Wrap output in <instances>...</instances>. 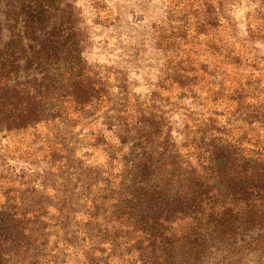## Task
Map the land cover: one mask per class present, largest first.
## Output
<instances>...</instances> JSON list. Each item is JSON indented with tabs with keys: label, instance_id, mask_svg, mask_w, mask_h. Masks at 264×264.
<instances>
[{
	"label": "trees",
	"instance_id": "16d2710c",
	"mask_svg": "<svg viewBox=\"0 0 264 264\" xmlns=\"http://www.w3.org/2000/svg\"><path fill=\"white\" fill-rule=\"evenodd\" d=\"M54 1L24 10L41 79L0 50V264H203L252 229L264 244V0L244 30L241 0H169L144 96L87 64L77 31L36 34Z\"/></svg>",
	"mask_w": 264,
	"mask_h": 264
},
{
	"label": "rangeland",
	"instance_id": "374dc122",
	"mask_svg": "<svg viewBox=\"0 0 264 264\" xmlns=\"http://www.w3.org/2000/svg\"><path fill=\"white\" fill-rule=\"evenodd\" d=\"M32 1L0 0V50L14 53L22 80L41 79L44 75L33 60L36 39L24 13L26 4ZM168 3L169 0H55L47 7L48 26L36 34L64 38L77 31L83 42L81 56L87 64L100 66L102 71L114 67L125 72L136 82L137 93L144 96L159 75L163 54L156 44L155 29L165 19ZM252 6L250 0H241L235 7L243 30L244 15ZM257 44L264 52V44ZM262 233L247 230L230 244L212 245L203 264H264V244L255 242Z\"/></svg>",
	"mask_w": 264,
	"mask_h": 264
}]
</instances>
